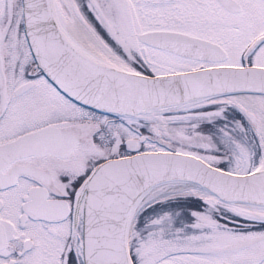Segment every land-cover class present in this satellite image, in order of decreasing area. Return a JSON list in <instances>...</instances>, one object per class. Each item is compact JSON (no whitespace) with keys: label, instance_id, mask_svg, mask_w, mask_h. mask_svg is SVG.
Here are the masks:
<instances>
[{"label":"snow or ice","instance_id":"snow-or-ice-1","mask_svg":"<svg viewBox=\"0 0 264 264\" xmlns=\"http://www.w3.org/2000/svg\"><path fill=\"white\" fill-rule=\"evenodd\" d=\"M0 264H264V0H0Z\"/></svg>","mask_w":264,"mask_h":264}]
</instances>
